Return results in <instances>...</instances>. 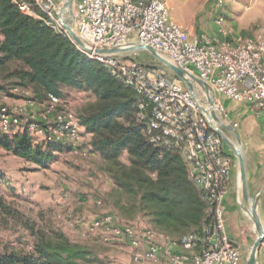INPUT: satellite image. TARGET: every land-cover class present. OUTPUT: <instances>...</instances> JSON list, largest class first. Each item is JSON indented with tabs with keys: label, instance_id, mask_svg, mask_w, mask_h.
Returning <instances> with one entry per match:
<instances>
[{
	"label": "built area",
	"instance_id": "built-area-1",
	"mask_svg": "<svg viewBox=\"0 0 264 264\" xmlns=\"http://www.w3.org/2000/svg\"><path fill=\"white\" fill-rule=\"evenodd\" d=\"M11 1L24 15L67 37L87 60L100 63L135 92L136 120L143 124L149 141L179 150L189 179L208 204L201 234L190 232L177 239L156 230L138 231L131 225L119 224L110 214L96 219L92 226L104 225L114 237L125 240L134 250V264H241L239 245L226 228L224 198L229 189L232 158L221 134L223 127L234 128L237 124L227 123L221 98L264 113V40H230L204 32L190 37L187 29L172 19L163 0ZM222 21L221 15L214 20L219 34L224 33ZM133 44L143 49H126ZM110 48L123 50L101 51ZM148 49L183 70L191 88L153 55L157 62L141 59L139 51ZM190 75L209 89L205 91ZM30 94L31 89L24 87L14 86L6 92L0 89V99ZM209 98L212 105L208 104ZM61 103L62 99L49 95L40 104L50 112L31 124L0 103V132H39L52 143H61L65 137L71 139L67 143L74 147L72 140L79 136L82 127L75 113L64 110ZM258 258L264 259V244L258 249L256 263Z\"/></svg>",
	"mask_w": 264,
	"mask_h": 264
},
{
	"label": "trees",
	"instance_id": "trees-1",
	"mask_svg": "<svg viewBox=\"0 0 264 264\" xmlns=\"http://www.w3.org/2000/svg\"><path fill=\"white\" fill-rule=\"evenodd\" d=\"M8 61L18 66L19 86L31 89L37 103L49 95L63 99L64 88L93 96L75 115L90 135V151L109 164L106 170L124 197L121 208L125 212L146 215L153 228L172 239L190 232L201 234L207 201L189 179L179 150L149 141L143 124L136 120L138 98L132 89L100 63L87 60L67 37L24 15L11 0H0V65ZM34 141L28 133L9 136L0 132V149L39 167L47 166L53 151L64 149L61 143ZM19 216L0 185V226L9 219L20 220ZM24 225L32 236L30 248L2 244L0 264L91 261L90 250L59 229Z\"/></svg>",
	"mask_w": 264,
	"mask_h": 264
},
{
	"label": "rangeland",
	"instance_id": "rangeland-1",
	"mask_svg": "<svg viewBox=\"0 0 264 264\" xmlns=\"http://www.w3.org/2000/svg\"><path fill=\"white\" fill-rule=\"evenodd\" d=\"M163 1L172 19L190 28L193 33L203 30L207 34L209 29L217 30L219 26L214 20L217 15H221L223 21L220 27L227 25L233 34H238L237 37L264 40V0ZM139 56L145 61L157 62L147 51H139ZM17 67L10 61L0 65V89L6 92L11 87H20L19 78L15 74ZM63 94L60 106L71 113L94 99L88 91L73 88H64ZM0 103L17 112L20 115L18 118L22 117L28 124L39 121L50 112L37 103L32 94L24 98L6 96L0 99ZM235 122L237 125L234 130L226 127L222 129L241 152L247 194L256 201L257 215L264 227V134L258 120L251 114L243 113ZM16 132L19 131L14 129L5 134L11 136ZM30 135L34 137V142H49L39 132L31 131ZM89 140L90 135L83 127L79 136L72 140L74 147L67 143L71 139L62 138L64 149L53 151V158L46 167H39L0 149V185L21 216L18 221L9 219L5 225L0 226V250L2 244L29 249L32 236L24 224L34 223L37 227L46 228L49 225L59 229L72 242L86 246L92 259L81 264H134L133 248L125 240L114 237L104 225L94 228V221L110 214L117 223L131 225L138 231L156 229L146 215L125 212L121 208L125 204L124 197L112 185L106 170L109 164L97 153L90 151ZM228 151L232 158L228 196L231 195L232 215L236 217L230 229L240 248L241 264H245L257 233L247 214L250 201L242 197L237 158L230 148ZM122 160H125V156H122ZM250 178L253 184L249 183ZM12 190L15 194L11 193ZM227 215L231 216L229 213ZM145 264L162 262L148 261ZM256 264H261L260 258Z\"/></svg>",
	"mask_w": 264,
	"mask_h": 264
},
{
	"label": "water",
	"instance_id": "water-1",
	"mask_svg": "<svg viewBox=\"0 0 264 264\" xmlns=\"http://www.w3.org/2000/svg\"><path fill=\"white\" fill-rule=\"evenodd\" d=\"M70 1V0H69ZM67 30L69 31L70 35L74 38V40L77 43H81L80 40L77 38V36L74 34V32L68 27L66 26ZM128 50H134V49H143L142 46H138L136 44H133L132 46L126 48ZM123 49H119V48H110V49H105V50H101L103 52H111V53H115V52H119ZM148 52L153 55L155 58H157L162 64H164L165 66H167L177 77H179L186 85L187 88L190 89L191 88V83L189 82V80L185 77L183 70H181L180 68L174 66L173 64L169 63L168 61L160 58L153 50L148 49ZM190 77L195 80L205 91H207L209 88L208 86L202 82L201 80H199L198 78H196L193 75H190ZM208 104L212 105V100L209 98L208 99ZM211 116L214 120L218 121L215 114L213 112H211ZM231 128V127H230ZM232 130H234L233 128H231ZM221 132V131H220ZM222 137L224 142L226 143V145L230 148V150H232V152L234 153V155L237 158L238 161V166H239V174H240V178H241V185H242V189L244 192V196L247 199H250L251 197H249V195L247 194V189H246V182H245V167H244V160L243 157L241 155V152L236 150L234 148V144L223 134V132H221ZM237 136V134H236ZM255 201V200H254ZM256 203V201H255ZM256 224L259 227V233L257 234V237L250 249V252L248 254L247 260L245 264H256V255L258 252V249L260 247V244L264 238V227L259 219V217L256 220Z\"/></svg>",
	"mask_w": 264,
	"mask_h": 264
},
{
	"label": "crops",
	"instance_id": "crops-1",
	"mask_svg": "<svg viewBox=\"0 0 264 264\" xmlns=\"http://www.w3.org/2000/svg\"><path fill=\"white\" fill-rule=\"evenodd\" d=\"M223 29H224V33L223 34H219L217 32V30H210V29L207 30V32H208L207 34L210 35V36H216V37H219V38H221V37H227L230 40L242 38L241 36H238L237 37L238 34L237 35L236 34H233L231 32V29H229L227 25H225L223 27ZM187 31H188V34H189L190 37H192V36H194V35H196V34H198L200 32H204L203 30H198L196 33H193V31H191L190 28H188ZM221 100H222L223 104L226 105V106L224 105V107H225V110H226V120H227V123L228 124H231V123L235 122V120H237V117H242L243 116V113L251 114V115L255 116V118L258 120V122L260 124V127H261V129L263 131V134H264V113L253 111L248 106H245L243 104H238V103L231 102V101H229V100H227V99H225L223 97L221 98ZM234 112H236V113L234 114ZM235 115H236V117H235ZM226 128H228V130H231L230 127H226ZM224 134L232 142V140L230 139V137L227 136L226 133H224ZM263 173H264V168H263ZM253 182H254L253 179L250 178L249 179V183L250 184H253ZM250 187H251V185H250ZM230 196H228V192H227V194H226V196L224 198V206H225L226 215H227V213H229L231 215V216L227 215L228 220H227V226H226V228H227V232L230 235V237L233 240H235L234 239V233L230 229L231 226L234 225L235 222H236V217L234 215H232V213H234V210H233L232 203H230V200H229ZM262 222H264V220ZM260 260H261V264H264V259H261L260 258Z\"/></svg>",
	"mask_w": 264,
	"mask_h": 264
},
{
	"label": "bare ground",
	"instance_id": "bare-ground-1",
	"mask_svg": "<svg viewBox=\"0 0 264 264\" xmlns=\"http://www.w3.org/2000/svg\"><path fill=\"white\" fill-rule=\"evenodd\" d=\"M196 88H198L199 86L198 85H195ZM235 148V146H234ZM236 150L239 151V149L235 148ZM239 181H241V178H240V174H239ZM242 197L244 200H247V201H250V209L247 210V214L248 216L250 215V218L252 219V222L254 224V227H255V230H256V233L258 234L259 233V227L258 225L256 224V220L258 218V215H257V210H256V203L254 201V199H247L245 196H244V192H243V189H242Z\"/></svg>",
	"mask_w": 264,
	"mask_h": 264
}]
</instances>
